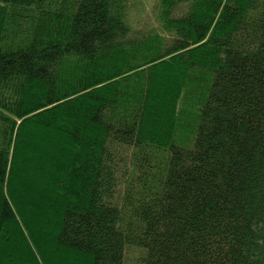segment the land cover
<instances>
[{"label":"trees","instance_id":"1","mask_svg":"<svg viewBox=\"0 0 264 264\" xmlns=\"http://www.w3.org/2000/svg\"><path fill=\"white\" fill-rule=\"evenodd\" d=\"M0 264H264V0H0Z\"/></svg>","mask_w":264,"mask_h":264},{"label":"rangeland","instance_id":"2","mask_svg":"<svg viewBox=\"0 0 264 264\" xmlns=\"http://www.w3.org/2000/svg\"><path fill=\"white\" fill-rule=\"evenodd\" d=\"M127 259H128V260H130L132 263H133V262H135V261H134V258H133V256H132V255H130V256H127Z\"/></svg>","mask_w":264,"mask_h":264}]
</instances>
